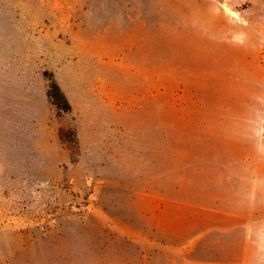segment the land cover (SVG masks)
<instances>
[{
    "label": "rangeland",
    "instance_id": "1",
    "mask_svg": "<svg viewBox=\"0 0 264 264\" xmlns=\"http://www.w3.org/2000/svg\"><path fill=\"white\" fill-rule=\"evenodd\" d=\"M247 227L264 0H0V264H235Z\"/></svg>",
    "mask_w": 264,
    "mask_h": 264
},
{
    "label": "crops",
    "instance_id": "2",
    "mask_svg": "<svg viewBox=\"0 0 264 264\" xmlns=\"http://www.w3.org/2000/svg\"><path fill=\"white\" fill-rule=\"evenodd\" d=\"M235 242H238L240 254L235 256V264H264V228L256 231L254 228L247 227L234 235ZM228 264H233L232 261Z\"/></svg>",
    "mask_w": 264,
    "mask_h": 264
},
{
    "label": "trees",
    "instance_id": "3",
    "mask_svg": "<svg viewBox=\"0 0 264 264\" xmlns=\"http://www.w3.org/2000/svg\"><path fill=\"white\" fill-rule=\"evenodd\" d=\"M48 96L56 106L58 115H62L72 109L71 102L53 74L49 75Z\"/></svg>",
    "mask_w": 264,
    "mask_h": 264
}]
</instances>
